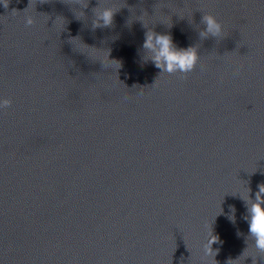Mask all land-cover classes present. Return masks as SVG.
Masks as SVG:
<instances>
[{
	"label": "water",
	"instance_id": "water-1",
	"mask_svg": "<svg viewBox=\"0 0 264 264\" xmlns=\"http://www.w3.org/2000/svg\"><path fill=\"white\" fill-rule=\"evenodd\" d=\"M83 3L0 0V264H264V0ZM148 31L196 70L162 73Z\"/></svg>",
	"mask_w": 264,
	"mask_h": 264
},
{
	"label": "clouds",
	"instance_id": "clouds-1",
	"mask_svg": "<svg viewBox=\"0 0 264 264\" xmlns=\"http://www.w3.org/2000/svg\"><path fill=\"white\" fill-rule=\"evenodd\" d=\"M82 3L83 0H76V4L81 5ZM4 6L7 7L8 4H4ZM83 7L87 8L88 3H83ZM117 11V9L112 7H96V19L93 26H111ZM201 22L206 25L205 31L200 33L202 38L207 37L208 35L213 37L222 36L224 30L223 24L218 21L214 15L205 14L202 17ZM35 23L36 21L32 16L29 15L26 18V26H32ZM143 48L153 53L149 59L154 63L156 68L162 70V73H182L184 79L187 78V74L196 70L201 59L197 47L193 46L186 49H178L173 43V39L170 34H158L154 31H148L146 33V39L143 44ZM10 105L11 101L5 99L3 103L0 104V109H5ZM248 212L250 216V237L254 240L255 249L261 255H264V184L259 185V191L256 194L255 200L249 205ZM245 219H249V217H245ZM218 240V236L213 234L210 236L205 246L206 254H217L213 250L212 245L217 243Z\"/></svg>",
	"mask_w": 264,
	"mask_h": 264
}]
</instances>
